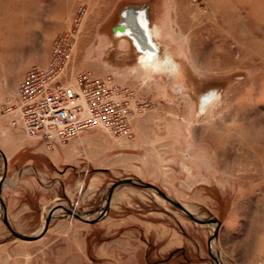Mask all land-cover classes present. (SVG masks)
Returning <instances> with one entry per match:
<instances>
[{
    "label": "rangeland",
    "instance_id": "obj_1",
    "mask_svg": "<svg viewBox=\"0 0 264 264\" xmlns=\"http://www.w3.org/2000/svg\"><path fill=\"white\" fill-rule=\"evenodd\" d=\"M128 7L149 10L162 58L176 60L175 72L144 66L132 41L114 33ZM67 35L69 76H110L144 106L129 137L97 129L123 141L128 166L112 169L122 174L111 173L96 198L55 199L30 221L7 213L15 230L36 236L54 211L38 240L13 236L0 204V264H216L212 255L221 264H264V0H0V149L12 158L6 206L31 172L26 155L37 140L13 126L8 109L17 106L27 72L47 65L54 42ZM3 171L0 155V181ZM129 178L157 186L201 219H219L218 239L211 240L214 225H199L156 192L129 185L116 190L127 199L117 212L158 214L180 227L181 240L169 251L144 230L111 231V222L66 214L78 203L84 218L98 217L109 189Z\"/></svg>",
    "mask_w": 264,
    "mask_h": 264
},
{
    "label": "built area",
    "instance_id": "obj_2",
    "mask_svg": "<svg viewBox=\"0 0 264 264\" xmlns=\"http://www.w3.org/2000/svg\"><path fill=\"white\" fill-rule=\"evenodd\" d=\"M72 57L73 43L67 35L54 42L47 65L27 72L17 88V106L8 109L15 113L13 126L50 147L94 129L129 137L133 118L144 108L135 92L110 76H69ZM78 205L72 207L77 210Z\"/></svg>",
    "mask_w": 264,
    "mask_h": 264
},
{
    "label": "crops",
    "instance_id": "obj_3",
    "mask_svg": "<svg viewBox=\"0 0 264 264\" xmlns=\"http://www.w3.org/2000/svg\"><path fill=\"white\" fill-rule=\"evenodd\" d=\"M29 144L33 150L26 156L29 158L27 166H30L31 172L20 180L18 197L9 203L6 202L8 216L13 221L33 220L36 216L35 209L43 212L55 199L61 197L73 198L80 193L84 197L100 196L102 188L109 183L112 169L119 171L121 165H127L129 161L121 147L123 141L111 139L99 130L89 131L79 138L57 143L53 147L46 145L42 140H34ZM5 152L10 169L12 158L6 150ZM107 167L111 169L110 173H103ZM120 174L122 173L115 175ZM44 182L48 184L44 185ZM118 192L113 195L109 214L97 224L111 222V231L144 230L150 239L153 238L154 243H168L166 247L163 244L164 252L169 251L181 240V228L172 229L166 224L163 216L160 219V215L154 213L153 217L141 215L136 211L118 213V206L127 203V199ZM26 196L31 199L29 202L25 201ZM38 198L41 200L37 201ZM1 231L0 229V235ZM146 245L149 247V244Z\"/></svg>",
    "mask_w": 264,
    "mask_h": 264
},
{
    "label": "water",
    "instance_id": "obj_4",
    "mask_svg": "<svg viewBox=\"0 0 264 264\" xmlns=\"http://www.w3.org/2000/svg\"><path fill=\"white\" fill-rule=\"evenodd\" d=\"M138 19L142 20L143 30H144L143 35L139 37V38L143 37L142 40L140 41V43H137V41L139 42V40H136L138 34L136 32L135 23ZM113 31L115 34L119 33V31H120L121 33H124L125 35H127L131 39L135 40L134 45H135L138 52L150 54L151 56L159 53L158 47L153 43V41L151 40V38L148 34L147 9L135 8V7L125 8L121 14L120 23L113 29ZM0 155L2 156L3 161H4V171H3V175H2V178L0 181V204H1V207L3 209V222L7 226V228L11 232V234L13 236H15L16 238H19V239L24 240V241L38 240L42 236H44L45 233L48 231L49 226L51 224V221L53 219V216L55 215V212L54 211L50 212V214L48 215V217L46 219V223L44 225V228L42 229L40 234H38L36 236H27V235L21 234L20 232H18L17 230H15L11 226V224L8 220V216H7V206L4 203L3 196H2L3 187H4V184H5L6 179H7L8 161H7V158L4 154V152L1 149H0ZM127 185L140 187L142 189H147V190L156 192L164 200H166V201L170 202L171 204H173L174 206H176L178 209H180L182 212H184L192 221H194L195 223H197L199 225H214L215 231H214V234H213L211 240H217L218 239L219 231H220V227H221V222L219 221V219L214 218V217L208 218V219H201V218L193 215L185 206H183L181 203L172 199L169 195H167L165 192L160 190L157 186H155L151 183H146L143 181H138V180L130 179V178L119 180L115 184H113V186L108 191V194L106 197V205L98 211L99 216L94 218V219L84 218L73 207H69V208H66L64 210L68 216H72L78 220H81V221H84V222H87L90 224H96V223L104 220L106 218V216L109 214L111 201H112L114 192L119 187L127 186ZM212 257H213L214 262L216 264H221V262L219 261L218 258H216L213 255H212Z\"/></svg>",
    "mask_w": 264,
    "mask_h": 264
},
{
    "label": "bare ground",
    "instance_id": "obj_5",
    "mask_svg": "<svg viewBox=\"0 0 264 264\" xmlns=\"http://www.w3.org/2000/svg\"><path fill=\"white\" fill-rule=\"evenodd\" d=\"M147 24H148V34H149L151 40L153 41V43L158 47L159 53L151 56L150 54L138 52L140 54V56H139L140 62L144 66H152L154 68L162 67V68H165L168 72H172V73L175 72L178 69L176 60L171 56H166V57L162 58L163 48H162L161 44L159 42H157L156 29L153 27L152 19H151L149 10H147ZM135 26H136V32L138 34L136 40H139V42L137 41V43H140V41L142 40L143 37H141V38H139V37L142 36L143 32H144L142 20L138 19L135 23ZM116 35H117V37H128L127 35H125L124 33H121L120 31ZM128 38L132 41V43L134 45L135 40L131 39L130 37H128ZM212 98L208 97V99H206V101H204L206 106L209 103L208 101L211 100Z\"/></svg>",
    "mask_w": 264,
    "mask_h": 264
}]
</instances>
